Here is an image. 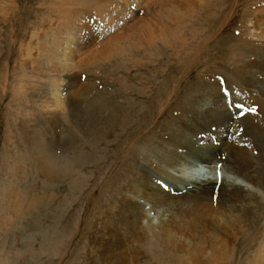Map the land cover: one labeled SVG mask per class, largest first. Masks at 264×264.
Wrapping results in <instances>:
<instances>
[{"label": "rangeland", "instance_id": "obj_1", "mask_svg": "<svg viewBox=\"0 0 264 264\" xmlns=\"http://www.w3.org/2000/svg\"><path fill=\"white\" fill-rule=\"evenodd\" d=\"M93 1L0 0V264H182L180 256L185 264H212L213 253L228 256L222 264H251L257 255L264 264V250L255 252L264 232V214L261 218L257 215L260 213L252 212L258 216L255 222L263 223L258 235H255L256 228L242 230L248 219L242 212L235 230L229 227L207 230L208 223L214 222L215 215L221 211L218 205L227 202L231 184L243 189V193L247 191L239 174L238 177L229 173L241 181L239 184L224 174L210 183L205 175L198 186L203 188L202 194L200 189L175 191L169 187L172 181L160 182L157 176L152 177L159 180L161 188L165 185L161 198L165 197L173 205L174 216L164 221L170 229L178 220L174 217L192 206L188 203L208 201L200 200L204 196L209 199V206L201 202L202 209L192 212L196 213L195 229L166 230V244L161 230L135 231L146 223L157 226L159 218L153 213L149 219L126 217L138 212L141 205H147L145 198L151 197L150 190L143 186L154 159L168 163L174 151L184 153L188 145L209 147L215 150L212 151L215 155L217 151L242 143L249 149L254 148L256 139L245 135H249L250 125L252 133L261 126L258 123L264 115V109L261 111L264 73L255 69L251 72L250 65L241 72V61L233 58L236 68L229 61L232 63V45L257 42L253 28L258 18L255 12L264 8V0H195L202 4L199 8L178 9L173 15L162 10L161 14L167 13L164 20L158 17L155 7L142 9L153 1L149 0L138 6L128 24L113 21L114 29L100 17L113 16L112 12L103 14L106 4L102 2L108 0ZM128 13L131 14L130 10ZM64 18L69 23L75 21L74 33L65 31ZM133 21L141 24L133 25ZM151 23L155 27H150L151 32L146 31ZM140 25H143L140 30L146 31L141 33L144 44ZM149 32L166 55L162 64L154 61H160L161 57L157 58L148 44ZM60 37H68V42ZM157 37L171 39L169 43L174 42L175 46L159 42ZM180 38L187 41L186 48ZM53 42L60 46L58 75L48 68V55L42 52L50 49ZM260 45L264 47L263 43ZM253 49H250L251 55ZM239 57L245 62L258 59L256 64L263 62L264 72V53L250 58L244 50ZM230 68L236 72H230ZM222 87L227 94H221ZM55 88L59 101L54 97ZM239 89L242 99L236 91L240 92ZM227 98L232 99L230 105L244 106L239 115L236 113V121L224 123L228 124L225 130H229V137L237 136L242 143L228 141V137L222 139V132L216 127L211 132H217L212 136L218 139L217 146L210 143L212 138L204 135L209 134L208 127L203 135L199 131L200 137L196 138L195 130H189L194 134L186 135L188 129L182 128L194 124L195 114L199 112L203 115L205 111H214L211 118L208 115L201 121H207V126L212 125V118L220 121L222 116L231 117ZM91 103L98 109L104 104L112 106L114 115L103 109L99 118L82 122L81 132H77L74 121H79L83 104L91 109ZM85 116L91 118L93 112ZM38 142L50 150L46 154L48 158L57 157L60 167L67 165V178L44 179L36 152ZM152 149L157 150L154 156L147 154ZM148 155L151 157L147 158ZM204 155L207 157L210 153L204 152ZM222 165L232 170L227 163ZM254 167L258 172L260 166ZM207 187L210 193L204 191ZM256 190L264 196V191ZM126 200L123 215L119 206ZM153 201L154 207L148 206L161 217L166 213L164 203ZM253 206L250 202L244 209ZM213 239L217 242L213 243ZM222 240L229 241V251L216 249Z\"/></svg>", "mask_w": 264, "mask_h": 264}, {"label": "bare ground", "instance_id": "obj_2", "mask_svg": "<svg viewBox=\"0 0 264 264\" xmlns=\"http://www.w3.org/2000/svg\"><path fill=\"white\" fill-rule=\"evenodd\" d=\"M86 1H90V0H86ZM145 1H147V2H145ZM91 2H92V0H91ZM128 2H129V4H128ZM148 2H150V1L149 0H108L107 2H102V3L106 4V6L104 8L103 14L104 13L108 14L109 12H112V15L113 16H111V15L110 16L109 15H106V16L100 15V17L103 18V20L105 22L104 24L111 25V29H114L115 28V24H114V26H112L113 25V21H115V23L116 22H126L127 23L130 20L131 17H135V15L133 16V14H134V12H136L135 10H137V11L139 10L140 7H138V6H140L143 3H148ZM98 3H99V1H98ZM201 5L202 4L200 2H196L195 0H153L152 2H150V3H148V4L144 5V6H142V9H148V8H150V6H153V7L156 8L155 10L158 11V12L157 11L156 12L159 13L158 17L160 19H163L164 20V18L166 19V17H167V13L169 15V12L171 13V15H173L174 12L176 10H178V9L187 10V9H190L189 7H198L199 8V6H201ZM129 10L131 12L130 15L128 13ZM162 10L165 11V12H167V13L161 14V11ZM118 11H120V12L118 13ZM255 15L258 18H257L256 22L254 23L253 28L256 31V39H257V42H255V44H248L246 42H242V44H240V45H238V44L237 45H235V44L232 45L231 46V48H232V63H231V60L229 62L231 64V66L233 64V67L236 68V59L233 60V58H237L238 62L241 61L240 62L241 64L239 66L241 72H243L245 70V68L248 65H250V66H248V68H249V70L251 72H252L253 69H255L256 72H258V73H261L262 72V74H263L264 72H263V70L261 68V66L263 65V62H260V64L259 63L256 64V62H259L258 59L255 62H253V60L252 61L249 60V61L245 62L242 57H239L241 54L244 53V50H247L248 51V56H250V58L258 57V56H260V55H262L264 53V51H261L260 50V49L264 48L263 46L260 45L261 43L264 44V40H261L262 36H264V8H258V9H256ZM68 21L70 22V20H68ZM68 21L66 20V18H64V20H63L64 26H65V31L66 30H68V32L76 31V30H73V28H72V25H74L73 23L75 21L72 20L71 23H69ZM138 23L141 24V22H134L133 25H137ZM62 25H63V23H62ZM142 27H143V25H140V28H139V31L140 32H139V34L145 33L146 31H150L151 32V28L150 27H155V24L152 25V23H151V25H149L147 27L148 29L146 31L145 30H140ZM59 29H61V28H59ZM80 31L82 32L81 29H80ZM150 32H149V34L147 33V35L150 36V37L147 36L148 44L154 50L153 53L158 56L157 58L161 57V60L160 61L158 59L157 60H154V61L156 63H158V64H162L163 63L162 60L165 59V56L166 55L163 53L162 49H160V47H158L159 43H157L156 38L153 37L152 33H150ZM118 35H119L120 38H123V39L125 37L124 35H121L120 33ZM127 35H129V34H127ZM70 37H72V36H70ZM143 37H144V35L141 36V40L143 39ZM158 39H159V42L160 41L167 42L166 45H172V48L175 46L174 45L175 44L174 42H172V44L169 43V41L171 39H168L167 40L166 38H163V37H159ZM60 40H63V41L65 40V42L66 41L68 42V37L67 38L60 37ZM179 41L182 43L183 48H186L187 47V41H185L184 39H181V38H180ZM142 43L144 44L143 40H142ZM69 44L70 43H68V45ZM72 44H74V43H72ZM245 46H247V48H245ZM252 47H254V49H253V55H251L252 54V51H250V49L252 50ZM31 51H32V48L31 47L28 48V52L31 53ZM59 51H60V46H56L55 42L51 43V48L50 49H45V50L42 51L45 55H48L47 56L48 57L47 58L48 68L51 69V71L55 73L54 75H58V73H59L58 72V69H57V61H58V57H59L58 55L60 53ZM29 59H31V58H29ZM63 59H65V57ZM149 59L150 58H148V62H149ZM60 62H58L59 63V66H60ZM60 69H61V67H60ZM230 72H236V70H233V68H232ZM70 73L71 72H69V74ZM59 75H61V74H59ZM63 75H65V74H63ZM74 76H77V75H74ZM53 86L54 87H57V85L55 83L53 84ZM130 88H132V86ZM130 88H129V91H130ZM127 90H126V92H127ZM53 92H54V97H56L57 98V101H59L60 97H58V95H59L58 90L55 88V89H53ZM244 92H245V90H244ZM135 93H137V92L135 91ZM258 93H260V92H258ZM75 96H77V95H75ZM77 101L80 102V101H82V99H78ZM75 104H77V102H75ZM131 104H133V103H131ZM210 104H212V103H210ZM216 104L218 105V104H220V102H218ZM235 104H238V103L235 102ZM254 105H256V104H254ZM259 105L261 106L262 104L259 103ZM83 106H85V105L83 104ZM83 106L81 107V112L82 113H81V115L79 117V121L78 120H77L78 122H75L74 121V124H75V127H76L77 132H81L80 126H81V123L82 122L85 121V122H89L90 123L91 120H93L95 118H99L100 117L99 115L101 114V112H103V109H106V110L112 112V114L114 115V113H113L114 112L113 107L110 106V105H108V104L102 105L100 107V109H98L97 107H94L95 105L92 104V103L90 104V106H92L91 109H88L86 107V106H89L87 104L85 106V109H84ZM263 109H264V104L261 107V111ZM92 112H93V116L91 118L88 117V116L87 117L85 116V115L91 114ZM213 112H214L213 110H209V111H205L203 115H201L200 112H199V114H195V120L196 121L195 122L193 121L194 124H191L190 123L187 127L182 128L183 130L188 129V130L185 131L186 132V135L187 134H191V135L194 134L193 132H189V130H195L196 138L197 137H200L199 136V133H200L199 131H201V134H202L205 131L204 129L206 127H208L207 130H206V132L209 131V134L204 133V135H206L207 138H212V136H215L216 133H217V132L215 133V131L211 132V129L212 128L216 127V129H218L220 126L224 125L225 122L226 123H228V122L229 123L230 122L232 123L233 121H236V120L233 119V115H231V117H224V116H222L223 119L220 120V121H215L212 118L210 120L212 125H210V126H207V124H209V123H207V121L201 122L202 120H206V117H208V115L211 118ZM65 113H66V111H65ZM107 113H109V112H107ZM78 114H80V113H78ZM132 114H133V112H132ZM216 114H218V113H216ZM230 114H232V113H230ZM245 116H247V115H245ZM247 117H246V119H247ZM77 118H78V115H77ZM243 118H244V116H243ZM250 118H248V119H250ZM220 119H221V117H220ZM257 119H255V120H257ZM218 123H219V125H218ZM252 124L254 125V122ZM258 124H261V126H257V128L255 127L256 128L255 129L256 133L253 132L254 134L252 133V130L250 129L251 125L249 124L250 125V127L248 128L249 129V135H245L247 137H250L251 139L252 138H255L256 139L257 142L254 141L255 146H254L253 149H249L247 146H242L243 145V143H242V145H238V146L231 145L229 147H226L225 149L223 148L224 151L223 150L217 151L218 153L215 155V154H213V152L215 150H213L211 148L209 149V147H203L202 146V147L194 148L193 146L188 145V150L186 152H184V153H178V151H174L171 154V158H170V160H169L168 163H163L162 164L161 162H157V159H154L155 161L153 162V166L151 165V167H153V168L148 170L150 173L149 172H146V174L149 175V177L148 178L146 177L147 179L144 181V184L146 186L145 185L143 186V188L145 187V190H147V188L150 190V192L152 193L151 194V197L150 198H145L146 199L145 202H146L147 205H144L143 204V205L140 206V203H139V206H140L139 208H141L142 214L140 213V210L138 208V212L136 210V212H134L133 215L126 216V217H132V218H137V219H141V218L149 219L150 218V214L153 213L155 217L159 218V223L157 224V226L154 225L153 223H149V224L146 223L145 225H142L140 227H137L135 231L138 232V230H141L144 233V232H147V231L152 232V230H154L153 228H156V230H161L163 242H164V244H166L167 241H168V234H167V231L166 230H178L179 231V230H184L186 228H189L188 230H194L195 227H196V222L194 220V216L196 215V213H192V212L194 211V209H197V208L198 209L199 208L202 209V203L205 205V207L210 205L208 203L209 199L207 197H205V196L202 199H200V200H208V201H201L202 203L201 202L198 203V200H197V203L198 204L195 203L194 205H193V202L192 203H188L189 205H192V206L191 207H188V208H186L184 210H182L181 212H179V214L176 217H174L175 218V221H176V219H178V220H177L176 223L174 222L173 229H170V228H168L166 226V222L169 221V218L170 217H173L174 216V212L175 211H173V213H172V209H173L172 207H173V205L170 204V201L168 199H166L165 197L164 198H161L162 194L165 191H164V188H161L158 179H161L160 182H163L165 180L172 181L173 182V185H169V187L171 186L173 190L180 192L182 190L186 191L189 188L194 189V190L200 189L201 187H198V186H200V184L203 182V178L205 177V175L208 178L207 181H210V183L211 182H215L216 181V178H218L219 176H220L219 178H221L222 174H224V175H226V177L228 179H232L234 182H236V183L239 184L241 181H237L235 178H233L232 176H230L229 175V173H230L232 175L238 176L237 174H239L241 176L240 178L243 180V182H241V183L244 184V187L246 188L247 191L245 193H243L242 192V191H244L243 189L241 191L239 187H236L235 186L236 184H231L230 187L232 186V188H231L230 192H227L228 194H230L226 198L227 199V202H225L224 204L218 205V207L220 208L221 211H218V213L215 215L216 216V220L214 222L212 221V222H209L208 223L209 224L208 225L209 227L207 228V230L208 229L209 230H223L226 227H229V228L235 230L236 226L239 223V215L242 212V213H244L248 217L247 224H246V226L242 230L244 231L246 229L256 228L257 230L255 229V235H258L259 232H261V227L263 226V223H261L260 221L259 222H255V219H257V217H258L257 215H259L261 217L264 214V196L261 195V193L259 194L258 191L256 190V188H259L262 191H264V115L262 116V118L260 119V121H259ZM196 125H197V127H196ZM255 125H256V121H255ZM190 127H192V129H190ZM87 128H89V127H87ZM95 129H96V127L93 128V131ZM183 130L181 132H183ZM96 131H98V130H96ZM219 132H221V131H219ZM186 135H185V137H186ZM183 141H184V139H183ZM200 143H201V141H200ZM31 145H33V144H31ZM39 148H41V149H39ZM156 148L157 147H155L154 149H156ZM154 149H152L147 154L151 153L153 155V154L157 153V150H154ZM49 151L50 150H48L46 148V145L41 144V143H39L38 146H37V148H36V152H38V162L40 163V165H39L40 168L39 169H40L41 175L46 180H54V179L60 180V178H62V176L64 178H67L69 176V170H68L67 165H64V167H60V165H59L60 160L57 157L55 159L54 157H52L50 155L49 158H48L46 156V154H49ZM198 151L200 152V154H203V155L202 156L198 155V153H199ZM204 152H209L210 153V156H207L206 157V155H204ZM225 152L227 153L226 156H225ZM196 156L199 157V158H197ZM149 157H151V156L148 155L147 158H149ZM224 162L227 163V165H229L232 168V170L228 169L227 168L228 166L227 167L226 166H223L222 164H225ZM256 164H258L260 166V169L258 170V172L256 171V168L254 167ZM62 169H64V171H62ZM224 169H226V173H224ZM261 169H262L263 173H260L261 172ZM255 173H257V175H255ZM154 176H157L158 179L154 180L152 178ZM149 178H152V179H149ZM132 183L133 182L131 181L129 185H131ZM163 186L164 185L162 184V187ZM249 186L251 187V189L256 190V192H251V189L248 188ZM138 187H136V188H138ZM141 188H138V190L141 189ZM219 190L222 191V186H220ZM204 191L206 193H210V188L207 187V188H205ZM199 192L202 194L203 193V188L200 189ZM125 197H126V195H125ZM192 197H194V195ZM130 198H132L134 200L133 194L130 195ZM182 199L183 198L180 197V200H182ZM153 200H155V201L156 200L162 201L164 203V207L166 209V213H163L161 217L159 216V212H156V211L150 209L151 207L148 206L150 204V205H153V207H154V204H153L154 201ZM126 202H128V201L127 200L126 201H121V204L119 206L122 214H123L124 209L126 208V205H127V204H123V203H126ZM176 202H178V201H176ZM250 202L254 206L251 207V208L249 207L247 209H244V206L246 204H250ZM226 203H231V204L228 205ZM158 206H159V204H158ZM184 206H186L185 203H184ZM130 207H132V206L130 205ZM219 208H217V210ZM157 210H158V208H157ZM158 211H160V210H158ZM252 212H254V213H260V214H257L256 216H254V215H252ZM165 220H167V221L164 222ZM202 229L203 230H206V227L205 226H202ZM121 230H126V228H122ZM149 232H147V233H149ZM216 242H217V240L216 239H213V243H216ZM229 248L230 247H229V241L228 240H222V241H220L219 246L216 247V249H218L220 252H222L223 249L226 250V251H229ZM263 250H264V232L262 233V237H261V240L259 241V244L257 246L256 251L255 250L254 251L257 252V254H259V252H262ZM180 257H181V260H182V264H185L183 257L182 256H180ZM227 257H219L215 253H213V254H211L210 262L212 264H222L223 262L226 261ZM251 261H252L251 264H262L261 263V258H260L259 255H257L254 258H252ZM176 262H178V261H176ZM178 263H180V262H178Z\"/></svg>", "mask_w": 264, "mask_h": 264}, {"label": "snow or ice", "instance_id": "obj_3", "mask_svg": "<svg viewBox=\"0 0 264 264\" xmlns=\"http://www.w3.org/2000/svg\"><path fill=\"white\" fill-rule=\"evenodd\" d=\"M253 111H254V109H253Z\"/></svg>", "mask_w": 264, "mask_h": 264}]
</instances>
